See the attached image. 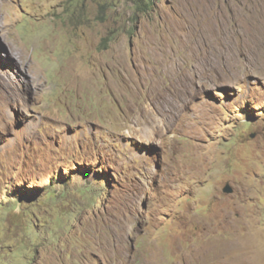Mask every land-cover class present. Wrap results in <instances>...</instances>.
Instances as JSON below:
<instances>
[{"label":"rangeland","instance_id":"1","mask_svg":"<svg viewBox=\"0 0 264 264\" xmlns=\"http://www.w3.org/2000/svg\"><path fill=\"white\" fill-rule=\"evenodd\" d=\"M154 2L0 0V264H264V0Z\"/></svg>","mask_w":264,"mask_h":264},{"label":"trees","instance_id":"2","mask_svg":"<svg viewBox=\"0 0 264 264\" xmlns=\"http://www.w3.org/2000/svg\"><path fill=\"white\" fill-rule=\"evenodd\" d=\"M132 8L136 11H147L155 4L154 0H127ZM106 3H109L106 2Z\"/></svg>","mask_w":264,"mask_h":264},{"label":"water","instance_id":"3","mask_svg":"<svg viewBox=\"0 0 264 264\" xmlns=\"http://www.w3.org/2000/svg\"><path fill=\"white\" fill-rule=\"evenodd\" d=\"M225 191L227 192H232L233 191V188L228 184L225 188H224Z\"/></svg>","mask_w":264,"mask_h":264}]
</instances>
